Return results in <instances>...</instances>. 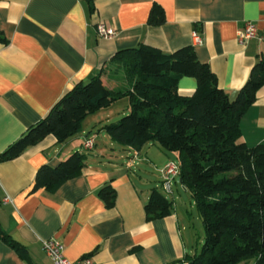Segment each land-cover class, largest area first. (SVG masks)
Segmentation results:
<instances>
[{
	"label": "crops",
	"instance_id": "obj_1",
	"mask_svg": "<svg viewBox=\"0 0 264 264\" xmlns=\"http://www.w3.org/2000/svg\"><path fill=\"white\" fill-rule=\"evenodd\" d=\"M155 3L162 6L165 20L151 27L147 20ZM245 22L258 28V36L241 47L237 34ZM97 25L117 35L102 40ZM194 31L202 38L197 46L192 45ZM0 34L6 39L0 45L2 154L75 84L114 64L119 51L143 45L167 55L185 46L195 49L234 101L252 67L264 59V0H0ZM103 79L106 84L109 78ZM195 82L183 78L179 94L194 95ZM256 98L240 119V141L247 146L264 144V87ZM100 111L66 142L50 135L16 159L0 160V224L28 249L22 259L0 238V264H53L41 247L49 238L65 246L71 262L90 256L97 264H179L197 251L184 238L182 214L188 217L189 212L180 191L188 190L178 176L171 193L162 187L160 172L166 163L178 164V153L153 142L139 150L116 142L122 147L116 152L115 141L99 130L112 116L96 117ZM74 151L87 156L81 175L56 191H32L39 167H55ZM110 183L117 199L108 209L98 189ZM152 187L172 196L173 210L147 222L144 203Z\"/></svg>",
	"mask_w": 264,
	"mask_h": 264
},
{
	"label": "trees",
	"instance_id": "obj_2",
	"mask_svg": "<svg viewBox=\"0 0 264 264\" xmlns=\"http://www.w3.org/2000/svg\"><path fill=\"white\" fill-rule=\"evenodd\" d=\"M149 13V26L164 23L161 5L155 3ZM3 44L6 39L0 34ZM210 69L189 46L169 55L144 45L119 51L114 64L69 89L41 122L0 154V160L16 159L50 135L66 142L81 134L88 116L126 99L129 114L99 130L133 150L153 142L168 153L177 152L178 178L202 218L204 243L198 253L179 264H264V144L247 146L240 141V119L264 87V59L252 67L234 101L218 86ZM183 78L196 80L194 95L179 94ZM86 159V153L74 151L55 167H39L32 191H56L83 173ZM112 186L98 189L108 209L117 199ZM149 191L144 203L146 220L163 219L173 203L159 188ZM2 228L0 224V238L27 259V247Z\"/></svg>",
	"mask_w": 264,
	"mask_h": 264
},
{
	"label": "built area",
	"instance_id": "obj_3",
	"mask_svg": "<svg viewBox=\"0 0 264 264\" xmlns=\"http://www.w3.org/2000/svg\"><path fill=\"white\" fill-rule=\"evenodd\" d=\"M97 33L100 39H114V37L117 35L116 31L112 28L97 25ZM257 27L252 24V22H245L243 26V30L238 32V43L239 46L245 47V44L249 42L250 40H255L258 36L257 33ZM193 37V46H197L202 44V38L199 36V34L194 31L192 33ZM85 146L87 148H92L93 143L91 141H85ZM180 171V167L176 163H166L165 166L161 170V175L163 178V184L162 187L164 190L171 193V186L174 184V181L176 177L178 176V173ZM10 197L5 198V203H9ZM41 247H43L44 254L47 258L52 259L53 264H97L95 260L88 256L84 258H80L76 260L75 262H71L68 258L65 257L64 251L65 246L61 244L60 242L56 241L55 238H49L46 240L41 241ZM31 264V263H29Z\"/></svg>",
	"mask_w": 264,
	"mask_h": 264
},
{
	"label": "rangeland",
	"instance_id": "obj_4",
	"mask_svg": "<svg viewBox=\"0 0 264 264\" xmlns=\"http://www.w3.org/2000/svg\"><path fill=\"white\" fill-rule=\"evenodd\" d=\"M99 113L101 114H96L98 116L96 117H100L103 119L105 118V116H112L110 117L108 122H104V124L102 125H108V123H118L120 121L121 118H123L125 115L129 114V103L127 102L126 99H121L119 102L116 103V105L108 108L105 111H100ZM101 115V116H100ZM101 120V119H100ZM96 135V133H95ZM104 138H106V140H109L106 135L104 136ZM114 149L116 150V152L119 151L120 148H122L119 144H117L116 142H114ZM176 158V157H175ZM173 191H175L176 193V197L179 196L178 192L175 190V186H173L172 188ZM181 193V200L183 202H181V200H177L178 198H176L177 202H181L183 204V206L185 208H187L186 210L189 212V216L186 217L185 215L182 214L184 220L186 221V232H185V240L190 243V248H196L197 249V253L200 251V248L202 247L204 240V227L202 225V218L200 217V215H198L197 211H196V206L195 203L193 202L192 198H191V193L189 191L187 192H182ZM166 196H168L167 198H169L171 200V195L167 192H165ZM184 210V208L182 209ZM181 211V210H180ZM185 213V212H184Z\"/></svg>",
	"mask_w": 264,
	"mask_h": 264
}]
</instances>
